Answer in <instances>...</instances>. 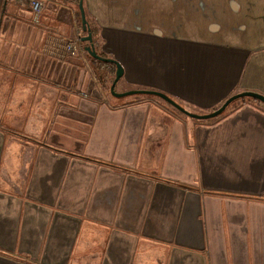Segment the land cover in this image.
Returning <instances> with one entry per match:
<instances>
[{"label":"crops","instance_id":"0c3cea01","mask_svg":"<svg viewBox=\"0 0 264 264\" xmlns=\"http://www.w3.org/2000/svg\"><path fill=\"white\" fill-rule=\"evenodd\" d=\"M78 2L0 0V264H264V105L111 96L65 51ZM82 4L116 93L264 96V0Z\"/></svg>","mask_w":264,"mask_h":264},{"label":"water","instance_id":"95a60500","mask_svg":"<svg viewBox=\"0 0 264 264\" xmlns=\"http://www.w3.org/2000/svg\"><path fill=\"white\" fill-rule=\"evenodd\" d=\"M78 10L80 13V17H81V26H82V30L86 31L87 30V22L85 20V14H84V10H83V4H82V0H79V4H78ZM81 42L83 43H88V46H86L84 48L85 52L88 54V56H90L92 59L101 62V63H105V64H111L115 67V78L110 86V94L115 97V98H121V97H126V96H131V95H148V96H154L157 97L161 100H163L164 102H166L167 104H169L170 106H172L173 108H175L176 110H178L179 112H181L182 114H184L185 116H188L190 118H194V119H199V120H206V119H212L215 118L217 116H219L225 109L226 107L232 103L235 100H238L240 98H250V99H254L258 102H260L261 104L264 105V96L254 93V92H243L240 94H236L232 97H230L226 102H224V104H222V106L220 108H218L217 110H215L214 112L207 114V115H203V116H197L194 114H191L190 112L186 111L184 108H182L181 106H179L176 102H174L173 100H171L169 97H167L166 95L159 93V92H154V91H129V92H125V93H116L114 91L115 85L116 83L119 81V79L122 77L123 75V68L122 66L115 60L109 59V58H104L101 57L99 55L96 54V51L94 49V46L92 44V38L91 35L88 33L85 37L81 38Z\"/></svg>","mask_w":264,"mask_h":264},{"label":"built area","instance_id":"2783aa9c","mask_svg":"<svg viewBox=\"0 0 264 264\" xmlns=\"http://www.w3.org/2000/svg\"><path fill=\"white\" fill-rule=\"evenodd\" d=\"M8 1L19 3L22 0ZM29 4L31 9V22L34 25H38L40 23V16L44 8L45 0H29ZM63 10L67 13L69 25L72 27V30L74 32V41L65 45V51L71 55L81 54L83 53V48L79 40L80 30L78 29L74 11L69 7H65V9Z\"/></svg>","mask_w":264,"mask_h":264},{"label":"trees","instance_id":"16d2710c","mask_svg":"<svg viewBox=\"0 0 264 264\" xmlns=\"http://www.w3.org/2000/svg\"><path fill=\"white\" fill-rule=\"evenodd\" d=\"M79 3V2H78ZM76 7H78V4H76ZM64 11V10H63ZM76 20L78 21V26L80 27V31H81V37L82 36H86L88 33L91 35V38H92V44H93V46H94V49H95V51H96V46H95V44H96V31H97V29H96V27L92 24V22H91V20H89V18L86 16V13H85V20H86V22H87V30L86 31H83L82 30V26H81V17H80V14H79V11H77L76 10ZM81 43V45L83 44L82 42H80ZM83 49H84V47H83ZM97 55H99V56H101V57H104L102 54H98V53H96ZM86 55H87V53H86ZM87 57L92 61V62H94V63H98V64H105V63H101V62H98V61H96V60H94V59H92L91 57H89L88 55H87ZM31 77V76H30ZM113 80H111V82H112ZM29 92H31V90H29ZM29 102H27L26 104H25V109H32L33 110V105L32 104H28ZM46 108H50V111H49V113H51V112H56L57 113V116H58V110L60 109L61 111L62 110H64V108H63V106H62V104H57V105H52V106H46ZM63 114H65L66 115V113H63ZM49 116V115H48ZM60 117H64L63 115H59V118H58V120L56 121V130L57 131H61V132H63L64 131V129H65V124H64V121L65 120H62V118H60ZM43 118H47V117H44L43 116ZM46 123L48 122V121H45ZM50 123V125H52V123L53 122H49ZM79 132V131H78ZM61 149V148H60Z\"/></svg>","mask_w":264,"mask_h":264},{"label":"rangeland","instance_id":"374dc122","mask_svg":"<svg viewBox=\"0 0 264 264\" xmlns=\"http://www.w3.org/2000/svg\"><path fill=\"white\" fill-rule=\"evenodd\" d=\"M76 10L78 11V7H76ZM81 42V41H80ZM81 44V43H80ZM83 45L84 46H87L88 44L87 43H83ZM82 46V45H81ZM100 47H102V45L101 44H97L96 45V53H98V54H101V51H100ZM82 48H83V46H82ZM85 51V50H84ZM111 65V64H110ZM114 80V79H113ZM113 82V81H112ZM112 82H110V85L109 86H111V84H112ZM108 86V87H109ZM109 89H110V87H109ZM115 91V90H114ZM110 92V91H109ZM129 92V91H128ZM110 94V93H109ZM111 95V94H110ZM112 96V95H111ZM132 96V95H131ZM126 97H129V96H126ZM126 97H123V98H126ZM45 130H42V133L44 132ZM45 139H46V135L44 134H42V136H40V141H45ZM59 147V146H58ZM60 148V147H59ZM63 149H65V148H63Z\"/></svg>","mask_w":264,"mask_h":264},{"label":"bare ground","instance_id":"6f19581e","mask_svg":"<svg viewBox=\"0 0 264 264\" xmlns=\"http://www.w3.org/2000/svg\"><path fill=\"white\" fill-rule=\"evenodd\" d=\"M85 37V36H84ZM83 38V37H82ZM83 43V42H82ZM88 44V43H87ZM88 46V45H87ZM86 47V46H85Z\"/></svg>","mask_w":264,"mask_h":264}]
</instances>
